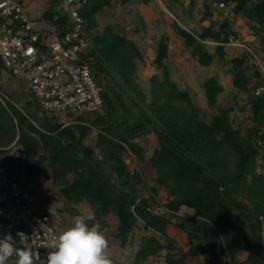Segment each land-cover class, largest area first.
Segmentation results:
<instances>
[{"label": "trees", "instance_id": "16d2710c", "mask_svg": "<svg viewBox=\"0 0 264 264\" xmlns=\"http://www.w3.org/2000/svg\"><path fill=\"white\" fill-rule=\"evenodd\" d=\"M69 2L64 0L65 6ZM214 2L224 3L227 10L220 23L212 19L213 14L224 10L214 9ZM231 4L234 7L229 9ZM115 5L114 0H88L80 10L90 38L89 56L100 87L101 111L64 125L46 117L31 122L11 104H6L8 111L0 104V163L17 176L44 175L58 185V194L67 203L86 202L95 216L90 224L112 214L122 244L140 224L151 234L142 238L134 263L156 259L163 251V264H189L199 256L208 258V264H236L237 253L244 247L248 254L243 264H264L260 236L264 174L256 172L259 133L264 130V95L254 96V90L264 86L261 71L256 66L249 69L246 52L229 60L232 88L247 94L244 127L235 125L236 118L229 116L232 107L218 104L223 87L216 77L205 79L206 103L215 107L206 122L190 93L171 79L166 37L159 39L152 62L162 70L161 77L149 76L147 92L139 87L135 81L136 60L142 58L139 47L125 30L111 26L99 30L96 20L99 12ZM201 7L198 23L207 24L198 32L190 33L175 23L174 27L190 57L205 69L225 64L230 38L239 40L233 28L236 17L247 20L255 35L264 32V0H202ZM55 16L60 23L67 19L52 8L42 15L48 20ZM205 41L214 43L212 50ZM146 136L156 142L147 161L135 141ZM90 137L94 143L85 144ZM15 145L20 147L18 154L7 156L9 147ZM123 155L130 156L136 168L130 170ZM143 163L146 170L139 165ZM160 190L166 191L162 203ZM181 208L192 210L195 217L178 215ZM169 225L186 235L187 251L168 236Z\"/></svg>", "mask_w": 264, "mask_h": 264}, {"label": "rangeland", "instance_id": "374dc122", "mask_svg": "<svg viewBox=\"0 0 264 264\" xmlns=\"http://www.w3.org/2000/svg\"><path fill=\"white\" fill-rule=\"evenodd\" d=\"M21 4L24 8L26 15L29 19H38L43 18L42 15L52 8L58 14H65V3L64 0H15ZM117 2V5L112 6L109 9L103 10L96 15V20L98 22L99 30H102L105 26H111L115 30H125V35L128 38H131L137 44H141L145 40H148L150 35H159L164 26L156 27L155 24L142 26L139 17L140 12L135 10L132 5L124 4L118 5L119 0H114ZM167 2V1H166ZM166 2L163 3L162 7H166ZM194 5H190L189 0H172L170 4L174 7L175 12H172L171 15L180 23L178 25L177 21H174L180 28L190 32L196 33L199 31V28L204 26L205 23H198V19L201 16L202 12V0H193ZM152 7V14L154 18H158L157 8L155 4H150ZM167 9V7H166ZM215 9V8H214ZM159 10V9H158ZM168 10V9H167ZM224 11L215 12L213 14V20L215 19L218 23L227 15L226 9H220ZM174 11V10H173ZM169 18H171L168 15ZM174 20V19H173ZM183 21H187L184 23ZM142 26V27H141ZM247 20L242 17H236L233 20V28L239 34V40H235L232 44L226 46V55L224 58L223 72L224 75H214L218 80L219 84L223 87V92L218 96V104L221 107H232V111L229 113L230 117H235V125L240 127L246 126L247 122L245 121L246 116L248 115L246 106L247 103V94L238 93L237 90L233 89L231 86V74L229 71L230 62L233 57L241 55V52H246L248 54V66L251 69V66H256L259 71H261L264 81V43L262 39L264 38V32H261L259 36L255 35L252 30L248 28ZM136 30L135 32L133 30ZM158 29V30H157ZM164 29V28H163ZM167 28L165 29V31ZM247 33V34H245ZM89 37V36H88ZM212 50L213 47L210 43H205ZM210 44V45H209ZM179 50H182L180 53L178 50H175L176 57H171L170 60H166L168 69L171 70V78L177 82L179 87H181L183 82L187 83L186 90L190 93L192 103L199 109V114L207 122L211 116L215 113V107H209L206 103L204 96V90L202 88V83L205 79L211 77L209 69L200 67L194 58L190 57L189 51H186L185 48L182 49L179 47ZM173 53V54H174ZM186 59V60H184ZM148 58L143 55L140 60H136L137 71L135 76V81L138 83L139 87L147 92L149 89V73L145 69L147 65ZM184 60V61H183ZM154 68V74L161 77L162 72L157 67ZM190 73V75H189ZM248 73H251L249 71ZM184 86V85H183ZM183 88V87H181ZM0 92L6 96L12 103L7 102L6 104H11L15 110L22 114L25 118H28L32 121L40 120L42 117H46L51 121H57L60 124L69 125L74 121L79 119H88V117H93V114H81V115H68L60 113H44L39 107H36L30 98L33 99L26 85L22 83L21 80L14 78L11 74L5 69L1 68L0 71ZM27 101H30L31 104H28ZM6 105V110L8 111ZM243 110V111H242ZM10 112V111H9ZM90 115V116H89ZM15 120V119H14ZM16 123V120H15ZM34 124V123H33ZM35 125V124H34ZM95 141L94 137H90L84 140V143L93 144ZM136 142L143 149V155L145 161L149 158L151 153L155 148V140L151 136H146L143 138H136ZM20 150L19 146H10L8 149L7 156H16ZM41 153V151H40ZM126 164L130 170L136 168V164L132 161V158H129L126 155H123ZM146 170L145 164H139ZM147 172V171H146ZM148 176V173H145ZM22 185L30 192V194L40 200L44 206L46 214L51 219L54 227L59 234L60 231L70 226L73 220V217L77 215H83L87 212H92L90 206L86 203H80L78 205H73L64 201V199L58 194V185L51 183V181L46 178L44 175L39 174L33 177H25L24 173L18 175ZM148 178V177H147ZM69 180H72V176L68 177ZM145 190L142 189L141 195H145ZM166 196V191H159V200L162 203L164 197ZM155 212L162 213L163 210L155 209ZM183 217H195V214L192 210L181 208L177 213ZM99 225L100 231L105 235L108 241L107 254L112 259L113 262L121 263H132L135 259V254L139 249L141 240L144 236H148L151 233L144 231L139 224L132 234H130L126 241L122 244L121 240L118 238V221L115 216L108 214L105 216L101 222L96 223ZM168 236L175 242V244L182 248L183 251L189 249V242L187 241L186 235L179 231L174 225H169L167 228ZM160 257L156 259L152 258L147 261L151 264H163L162 254L160 252ZM248 250L244 247L238 251L236 256V264H243ZM209 259L203 256L196 257L191 260L189 264H208Z\"/></svg>", "mask_w": 264, "mask_h": 264}, {"label": "built area", "instance_id": "2783aa9c", "mask_svg": "<svg viewBox=\"0 0 264 264\" xmlns=\"http://www.w3.org/2000/svg\"><path fill=\"white\" fill-rule=\"evenodd\" d=\"M88 0H70L65 6L67 19L60 23L55 16L29 19L15 0H0V64L12 77L26 85L39 109L44 113L93 114L101 111L103 102L92 72L89 56L90 38L84 31L80 10ZM213 7L224 9L222 2ZM231 4L229 8H233ZM234 40L230 38L232 44ZM264 95V86L254 96ZM12 103L0 92V104ZM264 130L259 133L256 172L264 174ZM17 140V138H16ZM17 231L32 236L36 253L44 258L46 246L58 235L40 200L22 185L17 175L0 163V234ZM264 250V222L261 225ZM15 264V257L8 261ZM113 264H137L113 262ZM151 264V263H142Z\"/></svg>", "mask_w": 264, "mask_h": 264}, {"label": "clouds", "instance_id": "9594fccd", "mask_svg": "<svg viewBox=\"0 0 264 264\" xmlns=\"http://www.w3.org/2000/svg\"><path fill=\"white\" fill-rule=\"evenodd\" d=\"M94 219L92 212L73 217L70 226L51 237L44 258L36 253L34 259L32 236L22 231H17L18 239L10 232L0 234V264H8L13 257L15 264H113L107 254V238L99 225L89 223Z\"/></svg>", "mask_w": 264, "mask_h": 264}, {"label": "crops", "instance_id": "0c3cea01", "mask_svg": "<svg viewBox=\"0 0 264 264\" xmlns=\"http://www.w3.org/2000/svg\"><path fill=\"white\" fill-rule=\"evenodd\" d=\"M151 3L155 4V6L158 7L156 10L158 18H154V14H152V12H151V10H152V7H150ZM163 3H165V1H163V0H148L147 3H143V0H128L124 3V4L132 5L135 10L140 12V15H139V17L137 16V19H139L141 21L140 24H142V26L146 25V27H148V25H151L152 23L155 24L156 27L164 26L163 27L164 29L162 28V31L160 32L159 35H156V36H155V34L152 36L150 35V37H148L147 41L145 40L144 42H142V46H141V44H137V42L134 41L141 51V56L143 57V55H145V57L148 58V60H147L148 62H147L145 69L149 73V76L150 75H156V74H154V68L153 67H157V66L154 65L152 62H153V59L155 58V50H156L157 43L161 37H166L168 39V60H170L171 55H172L171 57H173V58L176 57L177 54H176V52L174 53L175 50H178L179 53L182 51V50H179V47H181V45H182V49L185 48L182 40L178 36L177 30L174 27V21H177V20L171 15V13L175 12V9H174V7L171 6L170 1L169 2L167 1V3H166L167 9H168V6L170 8L169 10H167L166 7H162ZM168 15L171 18H169ZM183 22L186 23V25H187V21L186 22L183 21ZM177 23H178V25H180V23L178 21H177ZM166 28H167V30L165 31ZM247 30H248V28H247ZM133 31L135 32L136 30L134 29ZM245 34H247V33H245ZM204 43H210V44L214 45V43H212L210 41H205ZM184 60H186V59H184ZM167 68H168V65H167ZM158 69H160V68H158ZM209 71H210L209 73L211 74V77H214L213 74L214 75H219V74L224 75L222 66L219 67L218 65H215V64L209 69ZM161 72H162V70H161ZM171 72L172 71L169 70L170 74H172ZM228 72L229 71H227L226 73H228ZM189 75H190V73H189ZM174 82H176V81H174ZM181 85H182L181 87H183V88L179 87V85H178V87H179V89H182V90H186V87H188L186 82H183Z\"/></svg>", "mask_w": 264, "mask_h": 264}, {"label": "bare ground", "instance_id": "6f19581e", "mask_svg": "<svg viewBox=\"0 0 264 264\" xmlns=\"http://www.w3.org/2000/svg\"><path fill=\"white\" fill-rule=\"evenodd\" d=\"M214 4V3H213Z\"/></svg>", "mask_w": 264, "mask_h": 264}]
</instances>
